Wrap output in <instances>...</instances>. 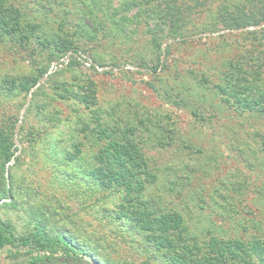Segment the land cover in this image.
<instances>
[{"label":"rangeland","instance_id":"374dc122","mask_svg":"<svg viewBox=\"0 0 264 264\" xmlns=\"http://www.w3.org/2000/svg\"><path fill=\"white\" fill-rule=\"evenodd\" d=\"M63 1L58 10L73 7L75 21L83 6ZM97 1L87 12L103 26L111 14L120 18L121 25L108 29L128 31L130 39L113 38L110 47L99 46L100 37L84 39L71 67L59 63H68V54L50 63L44 76L54 73L56 92L43 82L26 92L21 81L32 68L0 45V125L17 118L24 128L15 130L7 162L8 141L0 134V223L10 238L0 255L7 264L46 258L83 264L82 253L100 264H208L214 240L252 235L251 224L264 218V156L249 160L252 148L264 143V110L237 103L264 94V0H202L181 9L180 33L194 40L170 46L167 58L144 35L142 16L151 0L129 8L124 0ZM242 13L253 16L240 29L219 20ZM57 14L54 28L64 19ZM171 42L162 39V48ZM141 59L168 65L151 77L135 64ZM204 79L210 84L196 89ZM221 79L226 83L219 86ZM149 83L168 93L185 85L190 101L203 94L201 109L214 113L210 125L193 128L188 108L163 104ZM138 162L148 168L135 167ZM153 174L158 179L149 182ZM162 210L172 220L179 216L164 234L167 215L146 217ZM41 236L49 241L40 245ZM64 239L80 247L76 256H67Z\"/></svg>","mask_w":264,"mask_h":264},{"label":"trees","instance_id":"16d2710c","mask_svg":"<svg viewBox=\"0 0 264 264\" xmlns=\"http://www.w3.org/2000/svg\"><path fill=\"white\" fill-rule=\"evenodd\" d=\"M81 6H83L82 11L78 9V15L76 20H72L70 18V13L73 12L71 9H63L59 11L60 7H65L67 3L63 0H0V45L9 52H16L21 55L23 59H25L30 67L32 68V74L28 76H23L21 81V85L26 90L33 87L36 82H43L44 84H48L49 88L52 91H55L54 81L52 79V75L54 73L49 74L46 78L44 75L47 72L50 63L56 60H60V58L66 57L68 54V63H64L60 61L59 63L64 65L66 68L71 67L72 62H78L80 60V53L83 49L82 41L84 39L92 40L96 37H100L98 45L101 47H107L111 45L113 38L128 41L130 39L128 31L119 32L110 31L108 29L109 24L121 25L122 20L120 18L108 16L106 19V24L102 25V21L96 16V14L92 15L88 10H92L98 6L97 0H76ZM144 0H129L123 1L125 3L124 6L129 8L134 5H140ZM157 2L149 1L150 10L142 16V19L145 20V31L144 35L149 36V42L155 47L160 49L161 55L162 51L167 55L169 52V47L174 45H186L188 41L194 40L190 38V36L180 33L182 27L184 26L185 16H182L181 9L185 10L192 5L198 4L200 2V6L203 5L202 0H155ZM134 3V5H132ZM75 8V7H74ZM64 17V19H70L72 22L60 19V22L54 26L53 23L59 20V15L57 12ZM51 14V17L49 16ZM58 15V16H57ZM252 14L247 15L246 13H242L238 16H229L227 18L221 16L219 17L220 22L226 28L232 29H240L249 24V19L252 18ZM187 18V17H186ZM126 20L125 17L122 18ZM259 21L255 20V18L250 22L251 24H257ZM101 26V27H99ZM99 27V28H98ZM264 32V28L261 29ZM100 34V36H99ZM178 39H175L176 37ZM165 39V41H173L171 43H167L165 47L162 48L161 40ZM172 61V59H170ZM94 62H97L95 58H93ZM92 61V62H93ZM155 63H147L140 60L137 64L139 69H144V71L149 74L151 77L161 75L166 70V61L160 62L158 60H152ZM151 61V62H152ZM175 59L170 63V66L174 65ZM192 63L195 62L191 61ZM168 63V61H167ZM190 63V64H192ZM124 65V62L120 63H110L108 65L110 68L106 69L105 72H111V68H120ZM103 66V64H100ZM182 77V76H181ZM205 82L196 83L194 86L198 90L204 89L203 84H210L208 79H204ZM219 86L226 83L224 79L216 82ZM51 86V87H50ZM149 87L152 92L156 93V96L159 97L163 104H171L172 107L179 108L181 105L185 106L189 110V115L192 118L191 124L193 128H201L207 125H210V122L213 118L212 113H206L201 109V104L204 100V95L201 94L199 96L198 92L193 96L192 101L187 99L188 95L184 94V89L187 87L182 85L179 89L174 90V93H168V91H160L156 86L149 83ZM54 88V89H52ZM40 89V86L37 87L33 91V95ZM200 90V91H201ZM213 91L218 95V98L224 102L227 100L225 95L219 92L216 86H213ZM75 98L79 99L78 95H75ZM220 102H218L219 104ZM237 103L248 105V107L252 111H256L258 109L264 110V94L260 97L257 96L252 100H249L248 103H245L243 99H237ZM5 119V121L1 122L0 125V134H2L3 139L8 141L6 144V148L4 151V160L7 162L13 155V146L14 139L13 135L16 132L24 133L23 124H19L17 118ZM9 139L11 143H9ZM262 139V138H261ZM264 142V139H262ZM188 147H191V143L187 144ZM200 150V148H199ZM253 156L249 157V160L253 162L256 158L255 153L262 152L264 156V143L257 144L250 151ZM148 168V165L143 163H139L135 167ZM156 174V173H155ZM153 174L152 176H148L149 182H155L158 177ZM129 178V177H128ZM151 181H150V179ZM160 178V177H159ZM162 180V179H160ZM129 184V183H128ZM124 188L127 187V183L122 184ZM264 198V197H263ZM146 216L148 219L162 217L164 218L166 215L167 218L163 219L165 228L161 230V233H166V230H169V225L172 226L171 222L178 223L179 219L178 215H175V219H170V211H156L149 213ZM150 215V216H149ZM252 228H256L258 234L253 233L252 235L242 236H233L228 237V242L214 240L212 243L211 255L215 257L208 264H216V258L222 257L224 258L223 264H264V218L262 221L255 222L251 224ZM4 225L0 223V246L8 243L10 238L4 235L3 232ZM49 241L45 236H41L37 243ZM62 242L66 246L67 256L72 252L73 255L76 256L78 253L79 246L69 243L65 239ZM26 243V242H24ZM157 246L162 247L163 245L157 241ZM72 256V255H71ZM80 259H84V263H88L91 258L89 254L82 253L79 257ZM79 259V260H80ZM97 261V260H96ZM196 263V262H195ZM98 264V263H97ZM194 264V262H193ZM202 264V263H199Z\"/></svg>","mask_w":264,"mask_h":264},{"label":"flooded vegetation","instance_id":"af4514ba","mask_svg":"<svg viewBox=\"0 0 264 264\" xmlns=\"http://www.w3.org/2000/svg\"><path fill=\"white\" fill-rule=\"evenodd\" d=\"M3 258H0V264H7V260L6 257L2 256ZM14 264H27V263H20V262H16ZM29 264H53V260L51 259H42L40 261H34V262H29Z\"/></svg>","mask_w":264,"mask_h":264},{"label":"water","instance_id":"95a60500","mask_svg":"<svg viewBox=\"0 0 264 264\" xmlns=\"http://www.w3.org/2000/svg\"><path fill=\"white\" fill-rule=\"evenodd\" d=\"M0 258L2 259L3 257L0 255ZM53 264H75L74 262H72V261H70V260H68V259H66L65 261H62V260H59V261H53ZM83 264H97V263H84L83 262ZM98 264H100V263H98Z\"/></svg>","mask_w":264,"mask_h":264}]
</instances>
